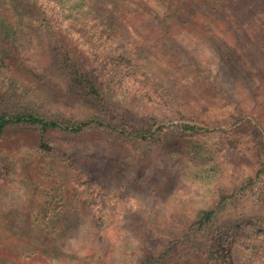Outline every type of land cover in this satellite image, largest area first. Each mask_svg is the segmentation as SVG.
<instances>
[{
  "label": "trees",
  "instance_id": "obj_1",
  "mask_svg": "<svg viewBox=\"0 0 264 264\" xmlns=\"http://www.w3.org/2000/svg\"><path fill=\"white\" fill-rule=\"evenodd\" d=\"M109 2L117 12L113 21L121 19L139 32L160 31L156 22H167L177 35V26H184L195 37L197 54L196 46L205 47L204 39L212 49L213 38L225 42L230 34L236 39V31L245 38L255 15L257 25L263 23L258 17L264 19V0H0V150L9 148L19 178L15 196L8 198L16 208L11 227L2 235L12 243L0 241V264L121 260L147 210L139 190H144V200L163 198L169 181H180L182 162L173 166L175 161L163 149L139 161L123 156V148L117 147L128 139L155 141L167 127L165 118H177L185 110L152 68L139 63V53L124 43L126 28L107 23L105 11L97 6ZM255 39L257 56L249 68L257 70L261 88L264 31L257 29ZM215 52L219 69L227 59ZM235 54L244 64L247 55L253 57L250 51ZM224 67L227 73L228 64ZM123 80L146 85L150 99L134 87L140 101L117 96ZM147 84L160 91L159 101ZM263 111H257L256 122L248 120L256 129L261 166L200 211L182 235L134 264H235L246 239L257 240L245 225L246 234L240 236L218 220L228 201L253 193L264 174ZM182 128L183 138L203 129L190 123ZM63 158L70 164H63ZM42 184V193L34 189ZM6 194L0 187V200ZM150 206L157 210L161 204ZM102 223L109 226L96 230Z\"/></svg>",
  "mask_w": 264,
  "mask_h": 264
},
{
  "label": "rangeland",
  "instance_id": "obj_2",
  "mask_svg": "<svg viewBox=\"0 0 264 264\" xmlns=\"http://www.w3.org/2000/svg\"><path fill=\"white\" fill-rule=\"evenodd\" d=\"M97 8L105 11L103 17L108 20V24L126 28L123 30L127 35L123 37L124 43L133 47L131 51L139 53V63L152 68L159 77L158 82L175 94L185 110L182 116L165 118L163 122L167 127L159 132L155 141L128 139L117 146L123 148V156L134 155L139 161L149 160L163 149L171 162L175 161L173 166L181 162L183 164L180 181H169L163 198L144 200L140 194L144 190L137 193L141 202L147 203V210H144L139 223L135 224V234L131 235L132 243L126 246L127 252L122 254L121 260H110L111 264H134L140 258L152 255L169 240L182 235L200 211L212 205L224 192L230 191L261 166L263 155L254 137L256 129L248 120L256 122L257 111L264 110V83L261 88H257V70L249 68V65L250 60L254 63L252 58L257 56L255 36L257 29L264 31V19L258 17L263 23L257 25L256 14L245 38L239 31H236V39L229 34L224 38L227 40L225 42L213 38L212 49L210 45L206 46L208 40L204 39L205 47L200 49L197 45V54L192 45L195 37L184 26H177V35L175 26L171 31L167 22H156L160 31L148 29L139 32L132 26H126L121 19L113 21L117 18V12L112 9L111 2ZM117 31L120 32L119 29ZM238 41L240 45L236 47ZM230 46L234 49L231 50ZM214 50L221 57H226L227 73L223 71L225 65L218 69L219 61L212 54ZM235 51L245 55L250 51L253 57L247 55L244 64L238 60L241 55L235 54ZM136 84L123 80L115 92L117 96L140 101L142 97L135 95L132 87L145 95L147 86ZM147 85L155 90L153 99L159 101L162 97L160 91ZM183 123L201 126L203 129L193 137L183 138ZM111 144L106 147L109 152ZM8 150L7 147L0 150V187H4L7 192L0 200L4 202L0 203V241L6 239L2 235L5 229L11 227L10 218L16 210L8 198L15 196L19 185L15 160L10 158L12 155H9ZM113 154L112 151L108 154L110 160ZM62 163L70 164L67 158H63ZM43 187L44 184L34 189L41 192ZM157 201H160L161 207L157 210L151 208L150 205ZM248 217H257V221ZM218 222L226 226V229L235 228L240 236L246 234L243 232L245 225L250 233L257 236L256 241L246 239L242 248H239L238 256L234 257L235 264H264V225H261L264 224V174L253 193H244L228 201ZM107 226L109 224L102 223L95 229L102 230ZM4 242L12 243L9 239ZM254 249L258 254L253 259ZM115 251L116 248L113 249Z\"/></svg>",
  "mask_w": 264,
  "mask_h": 264
}]
</instances>
